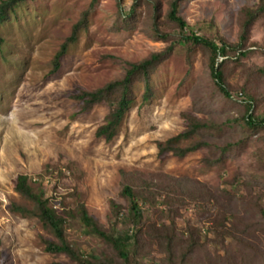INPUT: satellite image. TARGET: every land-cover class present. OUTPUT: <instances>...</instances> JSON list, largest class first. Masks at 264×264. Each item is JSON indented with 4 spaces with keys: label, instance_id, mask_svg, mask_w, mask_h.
Wrapping results in <instances>:
<instances>
[{
    "label": "rangeland",
    "instance_id": "obj_1",
    "mask_svg": "<svg viewBox=\"0 0 264 264\" xmlns=\"http://www.w3.org/2000/svg\"><path fill=\"white\" fill-rule=\"evenodd\" d=\"M136 1L25 0L0 26L2 264H74L46 251V241L55 238L32 213L34 203L16 191L18 175L27 176L34 190L66 215V237L87 255L120 264L101 239L85 233L68 213L84 203L104 229L127 230L113 216V204L126 212L130 203L122 190L133 184L145 192L150 207L140 235L139 264H169L168 258L174 264H264V130L248 135L232 122L244 111L236 96L242 88L262 98L254 113L264 116V75L257 74L264 68V15L252 28L248 54L224 65L232 99L215 85L208 49L177 43L152 73L148 99L144 82L136 81L133 103L116 136L107 140L97 131L110 113L109 103L84 112L79 95L123 79L129 63L144 61L181 36L168 19L173 0H138L135 10ZM260 3L183 0L179 15L200 36L236 43L243 10ZM84 18L86 26L53 71L57 53ZM158 32L170 34L171 42ZM192 118L213 126L173 146L205 145L184 156L162 152L160 147L186 130ZM225 146L231 147L224 154L219 148ZM154 193L162 194L161 199L154 201ZM167 196L169 214L162 212ZM222 212L229 222L225 239L215 232ZM173 222L176 239L170 258L161 241L150 236V226ZM194 242L195 249L187 253Z\"/></svg>",
    "mask_w": 264,
    "mask_h": 264
},
{
    "label": "trees",
    "instance_id": "obj_2",
    "mask_svg": "<svg viewBox=\"0 0 264 264\" xmlns=\"http://www.w3.org/2000/svg\"><path fill=\"white\" fill-rule=\"evenodd\" d=\"M121 1V0H120ZM138 1V0H137ZM137 1L134 3L133 8L139 5ZM183 0H173L170 3V9L168 13V19L173 22L176 27L180 29L181 36L177 41L171 42L170 34L158 32L160 39L171 42V44L163 51L151 54L147 59L142 62L129 63L126 69V74L123 79L111 82L103 88L93 92H84L79 95V99L82 100V110L84 112L90 111L94 105L106 101L110 105V113L106 117L105 123L98 128L97 135L104 137L107 140L113 139L121 125L126 112L133 103V86L136 81L142 80L146 86L144 92V98L148 99L151 90L150 79L154 70L164 62L174 51L177 43L190 44L191 46H202L208 49L209 67L211 76L215 82V85L222 92L227 99H232L233 94L228 90L226 86L224 65L230 61L231 58H240L246 56L249 51L246 50L247 44L250 41L252 28L255 22L264 15V0H261L260 5L257 8H245L242 12L243 20L241 22V32L239 40L236 43H228L223 38H220L219 42L214 39H209L204 36L198 35L187 25L182 16L179 15L180 4ZM25 0H3L0 4V26L8 19L12 12H15L20 4ZM135 11L132 12V15ZM128 25L131 23L126 21ZM86 26L85 18L81 20L74 28L73 34L63 44L60 51L57 53L54 60V70L58 71L61 66V59L67 52L69 44L74 43L78 38V32ZM189 29V34L186 30ZM0 36V42H2ZM220 58H224L222 62H219ZM237 60V59H236ZM257 74L264 75V68L257 69ZM237 92L236 96L242 98L238 102L243 106L244 111L241 118H235L232 120L243 131H247L249 134H257L264 130V116H257L255 106H259L262 102L261 97L248 95L246 88H242ZM213 125L207 123H201L197 119H190L188 128L181 132L176 137L168 140L167 147H160L162 152L167 150L174 151L175 153L184 156L188 152L205 145L203 142H198L193 146L187 148H175L173 145L177 144L181 139L189 138L195 133L202 131L203 129H211ZM231 146H225L221 149L224 154L227 153ZM219 162V160H216ZM16 191L34 203L35 207L33 214L36 215L42 222L43 226L50 230L55 240L46 241V251L55 254L62 255L69 259L74 264H117L113 262L109 257L102 259L96 254H85L81 249L75 247L66 237L65 226L67 222L66 215L59 214L58 210L49 204V200L44 197L42 191H35L29 183L27 176L18 175L14 179ZM153 195V194H152ZM153 200L158 201L161 199L162 194L154 193ZM122 196L125 197L130 205L126 212H119L121 206L113 204V216L117 220L124 221L128 225V229L116 232L108 231L104 229L99 222L89 213L86 205L80 203L77 206L75 212H69L68 215L77 218L82 225L85 233L91 236H95L101 239L105 245L114 252L117 258L120 260V264H139L138 257L141 255L140 235H144V227H146L147 212L150 207L146 206L147 196L142 189H137L133 184H125L122 190ZM171 200L167 196V199L162 200V204L165 206L163 213L169 214L171 210ZM148 204V203H147ZM170 205V206H169ZM16 209L22 213H26L29 210L25 208L16 207ZM261 217L264 219V209L260 210ZM170 218V215H167ZM145 223V224H144ZM228 216L226 212H222L218 215V220L215 221V229L217 237L225 239L229 232L228 228ZM156 226V227H155ZM175 222L168 226L163 223L157 227L156 223L152 224L150 228L153 229L152 237H156L161 241L162 249L164 248L169 257L171 258L172 246L175 243L176 235L173 229ZM148 233V232H147ZM230 233V232H229ZM195 242L191 244L187 253L192 252L195 249ZM1 259V258H0ZM169 264H174V261L168 258ZM244 263V262H243ZM254 264V262L252 261ZM0 264L2 262L0 261Z\"/></svg>",
    "mask_w": 264,
    "mask_h": 264
}]
</instances>
